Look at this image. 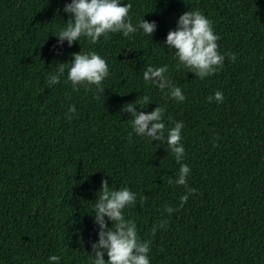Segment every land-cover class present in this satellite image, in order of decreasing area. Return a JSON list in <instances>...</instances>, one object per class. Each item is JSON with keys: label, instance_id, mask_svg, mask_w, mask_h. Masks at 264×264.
<instances>
[{"label": "trees", "instance_id": "16d2710c", "mask_svg": "<svg viewBox=\"0 0 264 264\" xmlns=\"http://www.w3.org/2000/svg\"><path fill=\"white\" fill-rule=\"evenodd\" d=\"M121 2L132 4L134 26L156 22L151 37L138 29L59 45L71 0H0V264H50L53 255L59 264H92L93 209L105 179L136 194L124 215L151 242L150 264H264V0ZM188 10L212 21L225 56L223 68L203 79L178 69L165 44ZM81 51L106 60L104 93L95 85L73 90L67 69ZM61 63L60 83L49 87ZM149 66H167L185 101L146 82ZM216 91L223 102H208ZM145 95L151 102L136 110L166 109L164 140L135 134L122 111ZM175 122L184 124L187 188L197 190L182 207L187 188L169 183L180 167L167 145ZM166 206L179 210L169 215Z\"/></svg>", "mask_w": 264, "mask_h": 264}, {"label": "clouds", "instance_id": "9594fccd", "mask_svg": "<svg viewBox=\"0 0 264 264\" xmlns=\"http://www.w3.org/2000/svg\"><path fill=\"white\" fill-rule=\"evenodd\" d=\"M131 3H122L121 0H71L63 9L70 14L66 26L55 36L58 37V44L63 45L67 41L71 46L73 42L79 41L81 37H87L92 44L99 42L101 36L108 38L109 33H122L125 37L134 34L138 29L143 33L152 36L157 28L156 22H148L143 18L134 26L129 12ZM220 37L214 32L213 24L200 10H188L177 20L175 30H170L165 41L168 49L174 50V56L179 63L189 69L201 79L216 74L223 68L225 56L220 54L217 41ZM229 59L235 61L234 55ZM168 67H147L143 72V79L146 82L155 84L161 91L168 89L167 95L178 102L185 101L186 97L181 88L175 86L168 76ZM65 72V64L61 63L55 74L49 75L47 84L49 87L60 83V78ZM109 76V66L95 51L74 53L70 66L67 69V77L73 86L78 90L79 86L95 85L98 92L104 93L103 80ZM208 102L213 100L223 102L224 96L216 91L214 96L207 97ZM150 97L145 95L134 103H127L122 111L131 114L130 124L133 132L139 136H146L151 141L165 139V124L162 122L166 109L163 106H156L150 113L137 111L135 105H148ZM141 108V107H140ZM143 109V108H142ZM69 113H75V106L69 108ZM66 119H71L67 113ZM183 122H175L174 127L168 130L167 145L175 155L176 161L180 164L178 177L175 183L187 188V176L190 174V167L180 163L185 155V150L180 143ZM132 133H129L131 140ZM197 190L187 188V194L181 196V204L187 201L188 196ZM94 207V222L99 226L98 241L92 243L91 253L94 256L92 264H150L148 253L150 241L141 240L137 233V227L133 220L126 219L124 209L136 203V194L128 187L114 190L109 187L108 180H102ZM147 197L143 196L142 201L146 202ZM171 206H166L165 211L170 215L174 211ZM111 221L108 226L106 218ZM167 221H161L158 227L165 228ZM156 227L153 228V233ZM105 254L108 259L105 260ZM60 257L53 255L49 257L50 264H59Z\"/></svg>", "mask_w": 264, "mask_h": 264}]
</instances>
